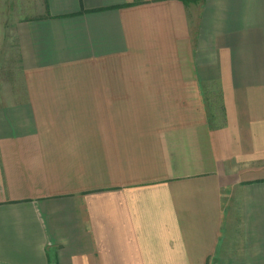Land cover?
Masks as SVG:
<instances>
[{"label":"crops","instance_id":"obj_1","mask_svg":"<svg viewBox=\"0 0 264 264\" xmlns=\"http://www.w3.org/2000/svg\"><path fill=\"white\" fill-rule=\"evenodd\" d=\"M26 2L0 264H264V0Z\"/></svg>","mask_w":264,"mask_h":264},{"label":"rangeland","instance_id":"obj_2","mask_svg":"<svg viewBox=\"0 0 264 264\" xmlns=\"http://www.w3.org/2000/svg\"><path fill=\"white\" fill-rule=\"evenodd\" d=\"M20 3V4H19ZM26 0H21L20 2L17 3L15 0H0V34L2 32L7 33L8 27H10V24L7 23L8 21H11L13 23L14 17H21L23 16V11L25 12L26 10ZM20 10V14L18 15L17 13ZM9 15L11 16L9 20ZM14 16V17H13ZM3 38V40H2ZM11 36L4 35L3 37L0 36V47H1V42H3V47L5 48L6 45L12 43L10 42Z\"/></svg>","mask_w":264,"mask_h":264},{"label":"trees","instance_id":"obj_3","mask_svg":"<svg viewBox=\"0 0 264 264\" xmlns=\"http://www.w3.org/2000/svg\"><path fill=\"white\" fill-rule=\"evenodd\" d=\"M185 1H192V0H185Z\"/></svg>","mask_w":264,"mask_h":264}]
</instances>
